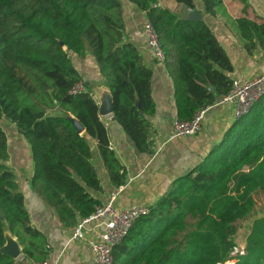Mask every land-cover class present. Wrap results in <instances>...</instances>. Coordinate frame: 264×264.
<instances>
[{
  "label": "trees",
  "instance_id": "1",
  "mask_svg": "<svg viewBox=\"0 0 264 264\" xmlns=\"http://www.w3.org/2000/svg\"><path fill=\"white\" fill-rule=\"evenodd\" d=\"M127 1L144 12L157 33L178 119L190 120L229 92L234 66L203 19L180 17L158 6L159 0ZM173 1L195 8L194 0ZM200 1L206 13L216 15L224 0ZM242 2L238 33L247 52H264V20L250 17L247 0ZM124 36L120 0H0V121L15 124L28 142L32 186L67 224L75 225L101 203L93 195L103 188L90 140L96 141L112 184L126 182L96 99L88 89L70 93L84 81L71 53L95 58L114 95V118L140 151L153 152L147 119L156 108L152 69ZM67 115L83 125V133ZM8 158V139L0 126V248L8 230L22 251L18 259L1 253L0 264L44 261L49 244L31 224L16 176L5 164ZM263 188L264 95L202 162L133 223L113 249V264H264V215L254 220L244 249L232 254L238 223L253 211L255 191Z\"/></svg>",
  "mask_w": 264,
  "mask_h": 264
},
{
  "label": "crops",
  "instance_id": "2",
  "mask_svg": "<svg viewBox=\"0 0 264 264\" xmlns=\"http://www.w3.org/2000/svg\"><path fill=\"white\" fill-rule=\"evenodd\" d=\"M120 1L123 3L124 38L136 44L145 65L152 69L151 94L156 108L147 119L150 123L149 137L152 140L153 152L140 151L130 135L116 121L114 114L102 117L107 128L110 147L125 168L126 182L120 187L112 184L96 141L90 140L92 160L103 188L101 192H93V195L101 202L100 204L115 195V205L119 209L133 205L151 207L171 189L179 177L186 175L203 161L238 118L235 115L234 105L212 104L209 105L210 108L206 112L202 129L198 134L169 139L173 130V121L177 117L173 81L166 71L164 62L158 60L147 45L143 29L146 20L144 12L127 0ZM229 1L232 3L227 11L230 13L229 16L219 13L218 10L216 15L208 14L204 11L202 1L194 0V3L195 9L210 26L232 61L234 70L230 77L253 78L264 73V52L260 48H256L251 53L247 52L243 39L238 35L235 22L242 14L244 6L237 5L235 0ZM247 2L248 15L259 16L264 20V0H247ZM158 6H166L184 18L189 12V8L182 4L176 5L172 0H159ZM89 60L93 63L90 53L83 59L78 58L77 65L75 64L84 81L103 78L98 67H92ZM0 126L6 132L8 139L9 158L5 164L16 176L32 226L45 236L49 244L46 259L31 264H91L92 252L87 241L71 239L72 230L80 220L75 225L65 223L58 212L36 191L31 183L34 163L28 142L19 134L15 124L1 119Z\"/></svg>",
  "mask_w": 264,
  "mask_h": 264
},
{
  "label": "built area",
  "instance_id": "3",
  "mask_svg": "<svg viewBox=\"0 0 264 264\" xmlns=\"http://www.w3.org/2000/svg\"><path fill=\"white\" fill-rule=\"evenodd\" d=\"M143 29L148 47L158 60L163 61L164 54L157 33L149 20L144 21ZM87 89L85 81H78L72 86L70 93L77 95ZM263 95L264 73L253 78L233 79L229 92L221 96L214 105H234L235 115L239 118L247 114ZM210 106L198 109L187 121L176 117L169 139L198 134ZM115 199L113 195L107 202L96 205L94 211L89 216L80 219L72 230V240L85 239L87 241L92 252L91 264H113L114 247L124 239L133 223L151 210V207L146 205H133L119 209L115 205Z\"/></svg>",
  "mask_w": 264,
  "mask_h": 264
},
{
  "label": "water",
  "instance_id": "4",
  "mask_svg": "<svg viewBox=\"0 0 264 264\" xmlns=\"http://www.w3.org/2000/svg\"><path fill=\"white\" fill-rule=\"evenodd\" d=\"M186 19L192 21H201L202 15L195 9L189 8L188 15L185 17ZM61 44H63L61 42ZM89 92L95 97L99 107V116L106 117L114 113V95L110 89V87L105 83L104 78L96 79V80H86L85 81ZM213 91V88H210ZM135 105L141 109L142 105L139 100H136ZM67 119H69L74 127L76 128L79 134L84 132L83 125L73 116L67 115ZM5 244L0 248V254H8L14 259H18L21 254V248L19 243L15 237L12 236L11 232L5 231Z\"/></svg>",
  "mask_w": 264,
  "mask_h": 264
},
{
  "label": "rangeland",
  "instance_id": "5",
  "mask_svg": "<svg viewBox=\"0 0 264 264\" xmlns=\"http://www.w3.org/2000/svg\"><path fill=\"white\" fill-rule=\"evenodd\" d=\"M172 2H174V4H176V5H179L178 3H176L173 0H172ZM224 2L220 6H218L217 10L219 13H222L223 15L229 16L230 13L227 11H228V8L231 7L232 3L229 0H225ZM235 3L237 5H243L244 6L242 0H235ZM172 8L176 10V8L174 6H172ZM236 30L238 32L237 26H236ZM238 35H239V33H238ZM71 56L73 58L74 63L77 65L78 58L75 57L76 55L74 53H71ZM91 58L93 59V63H91V61L89 60L90 65L92 67H96L97 62H96L95 58H93L92 56H91ZM254 196H255L254 197V200H255L254 204L255 205H254L253 211L246 218H244L243 220H241L238 223V229H237V233H236V246L233 248L232 254H235V253L239 252L240 250L244 249V247L246 246L247 235L251 231L254 220L257 219L258 217H260L261 215H264V188L263 189H257L255 191Z\"/></svg>",
  "mask_w": 264,
  "mask_h": 264
}]
</instances>
